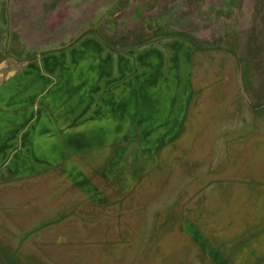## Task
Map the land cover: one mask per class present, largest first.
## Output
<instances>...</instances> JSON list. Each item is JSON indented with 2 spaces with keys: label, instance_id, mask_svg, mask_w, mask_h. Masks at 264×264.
<instances>
[{
  "label": "rangeland",
  "instance_id": "rangeland-1",
  "mask_svg": "<svg viewBox=\"0 0 264 264\" xmlns=\"http://www.w3.org/2000/svg\"><path fill=\"white\" fill-rule=\"evenodd\" d=\"M0 105V264H264V0H0Z\"/></svg>",
  "mask_w": 264,
  "mask_h": 264
},
{
  "label": "crops",
  "instance_id": "crops-1",
  "mask_svg": "<svg viewBox=\"0 0 264 264\" xmlns=\"http://www.w3.org/2000/svg\"><path fill=\"white\" fill-rule=\"evenodd\" d=\"M92 43L93 44L91 46L96 49V52L93 55L96 58L102 57V55H103L102 51L104 50V45H101V42L100 41L98 42L97 40H93ZM105 56H106V54H105ZM111 57L112 56L109 54V55L106 56V60L105 61L97 60L98 61L97 63L99 65H103L104 64L105 67L106 66L108 67L110 65L111 67H113V71H115L116 62L114 61V58H111ZM72 61L75 64H78V62L73 60V59H71V60L66 59L65 60L64 58L61 57V58H58V59L56 58V59H50V60L45 61L44 66L57 65V66H60V67H62V66H66L67 67L68 65H70V62H71V65L73 64ZM44 71H46L47 74L44 73V75H42L44 78L41 76L43 78V85H44L43 86V90L44 91L42 90V92L40 94H39V92L41 91L40 88H39L40 83H39V85L36 86V85L32 84L33 79H32L31 76L21 77L20 82L21 81H22V83H26L27 82L28 86H27L26 90H28V92L30 94L32 93L31 95H29V98H31V99L32 98L33 99L40 98V97H38L39 95H41V97H42L43 93L44 94L45 93L48 94L52 89L54 90L58 86L60 88V91L59 92L57 91L58 93H56V94L59 95L57 97H64L66 95V93L62 94V92H64V91L61 92V90L63 88V85H61V82L63 83L64 78H65L62 75V72L56 74L55 72H51V71L49 72L47 70H44ZM53 73L56 74V76L55 75L53 76L52 75ZM46 75H50V76H46ZM107 80L109 81L108 78L102 80V77L98 80L97 89L90 92V96H92L91 107L87 108L82 113L79 112V114H78V111H79L78 108H76L75 110L74 109H68V110L60 111L63 106L57 107L58 105H53L54 103H56L53 100L55 96L54 95L47 96V99H46V101H47V106L46 107L47 108L45 110L46 111L45 113H47V115H49L51 113V114H56V115L59 114V116H62V117H55L54 116V120H50V121L47 119V116H46L45 117V121H46L47 124L50 123L49 127L52 128V129H63V128H66V125H61L62 121H63V118L67 119V117H73L74 116V119H76L75 120L76 122H81V123H85L86 122L87 124H89V127L91 129H95V124H99L101 122V120H100V118L98 116L99 115V110H98V108H99V98H101V97L102 98H108V97L109 98H114V96L112 95V93L114 91L113 90L114 89V83H108ZM84 86L85 85H82L80 87V91L82 89H85ZM82 91L80 92L81 93L80 96H82V94H83ZM37 94H39V95H37ZM60 94H62V95H60ZM32 101H34V100H32ZM29 104L31 105V102L30 103L28 101H26L25 103L22 102V103H20V108H22V107H24L26 105H29ZM15 105H17V104H15ZM94 106H96L95 109L93 108ZM0 112H2L1 108H0ZM23 112H28V111L24 110ZM75 115H77V116H75ZM84 117H85V119H84ZM106 121H109V119L107 118ZM57 125H61V127L59 128ZM81 127L82 126H78L76 128L78 129V128H81ZM2 128L3 127H1L0 130ZM0 133H1V131H0ZM11 145H12V139L11 138H8V141L4 142L2 140V138L0 137V162L10 161L12 159V157L14 156V154L12 152V148H8V149L4 150L5 149L4 146H11ZM13 158H15V156ZM9 166H11V165H9ZM12 172L13 171H10L9 174L11 175Z\"/></svg>",
  "mask_w": 264,
  "mask_h": 264
}]
</instances>
